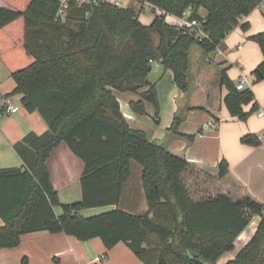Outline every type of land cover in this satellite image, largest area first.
<instances>
[{
	"label": "trees",
	"instance_id": "obj_1",
	"mask_svg": "<svg viewBox=\"0 0 264 264\" xmlns=\"http://www.w3.org/2000/svg\"><path fill=\"white\" fill-rule=\"evenodd\" d=\"M2 1L0 59L16 83L6 97L20 94V103L37 111L47 129L30 131L13 144L21 167L0 168V248L16 247L24 234L45 230L81 241L98 237L106 248L125 243L145 264H217L251 218L259 215L251 239L224 264H264L263 204L249 196L237 202L225 195L193 201L182 179L190 162L131 127L113 92L137 93L131 109L145 114L148 102L158 118L157 89L147 79L151 63L171 69L177 88L187 92L191 46L205 54L215 51L240 19L264 0H145L161 11L148 25L138 18L141 7L107 0L84 5L70 0L64 19L56 16L57 0ZM187 9L207 37L166 22V14L181 17ZM240 27L246 30L248 23ZM249 39L262 54L250 73L257 82L264 79V31ZM217 75L227 89L223 103L229 114L246 120L257 109L251 87L237 89L226 68ZM250 102V111H244L243 105ZM181 119L175 114L166 131L191 142L194 135L179 132ZM240 140L260 143L252 133ZM61 143L83 163L81 197L70 203L60 202L47 165ZM132 160L141 168L147 203L142 213L119 208ZM217 170L218 177L225 176L228 162L220 160ZM106 206L113 208L81 214L83 209ZM21 264H27L26 258Z\"/></svg>",
	"mask_w": 264,
	"mask_h": 264
},
{
	"label": "crops",
	"instance_id": "obj_2",
	"mask_svg": "<svg viewBox=\"0 0 264 264\" xmlns=\"http://www.w3.org/2000/svg\"><path fill=\"white\" fill-rule=\"evenodd\" d=\"M107 1H119L123 6L139 7V3L133 0ZM0 4L4 2L0 0ZM141 5L139 20L146 9H153L155 15L161 12L152 5ZM198 11L201 14L205 12L202 7ZM165 20L177 26L181 22L180 17L171 14H166ZM150 21L144 23L140 20L145 25L150 24ZM245 22L248 23L247 30L240 27ZM261 31H264V4L242 17L239 25L225 36L217 50L205 54L200 47L192 45L189 51V90L185 93L173 82L171 69L153 61L147 79L157 89L160 116L167 117L166 124L162 125L160 131L144 125L146 115L152 116L154 113L150 103L145 102L146 114L140 115L130 107V101L139 98L137 93L114 92L120 111L131 127L143 130L150 140L160 142L169 151L190 162L182 172V179L195 202L218 195H225L237 202L249 196L264 206V79L253 82L250 75L261 61L262 54L258 44L249 39L250 35ZM153 64L157 65L155 72ZM220 68H226L234 83L243 76L249 80L248 86L254 93L257 109L244 121L231 116L223 103L227 89L220 84L217 75ZM15 86L14 79L0 59V168L21 167L23 162L13 149V144L30 131L39 134L47 129L46 122L37 111H29L20 103V94L6 97ZM7 99L12 102L16 100L17 103L14 104L19 105V110L7 113L3 107ZM252 104L250 102L243 105L244 111H250ZM259 112L262 114L259 115ZM175 114L182 115L179 132L195 136L191 142L166 131ZM157 120L160 122V118ZM210 121L216 122L215 128L208 126ZM247 133L255 134L260 143L250 145L241 142L240 138ZM222 159L228 162L229 171L225 176L218 177L217 164ZM47 165L52 186L57 191L60 202L79 200L82 161L61 143L50 153ZM136 169L140 173V166H136ZM112 208H88L81 210V214L89 216ZM119 208L130 213H142L147 209L140 179L134 182L130 177L124 184ZM55 210L59 211V208L56 207ZM259 220V215L251 218L235 238L233 249L225 251L218 258L217 264H224L236 256L253 236ZM2 224L3 220L0 218V225ZM23 257L27 264H145L125 243L119 242L106 248L98 237L81 241L62 232L50 233L45 230L24 234L16 247L0 248V264H21Z\"/></svg>",
	"mask_w": 264,
	"mask_h": 264
},
{
	"label": "built area",
	"instance_id": "obj_3",
	"mask_svg": "<svg viewBox=\"0 0 264 264\" xmlns=\"http://www.w3.org/2000/svg\"><path fill=\"white\" fill-rule=\"evenodd\" d=\"M76 3L78 5H84V4H93V3H97L100 0H75ZM136 3H139V7L142 8L141 4H149V6L151 5L150 3L146 2L145 0H133ZM58 2V9L56 12V16L64 19L67 13V9H68V4L70 2V0H57ZM115 3L118 6H123L120 4L119 1L116 2H112ZM141 3V4H140ZM125 7V6H124ZM190 9H187L183 12L182 16L180 17V24L179 26L186 28L189 31L194 32L195 34L201 36V37H207L206 33L203 32V30L200 28V23L197 19L195 18H190ZM218 48H216L215 50H217ZM248 83L249 80L246 76H243L242 78H240L236 83L235 86L237 89L242 90L246 87H248ZM4 109L7 113H12V112H16L19 110V105L18 104H14L11 99H7L5 100L4 103ZM262 112H259V115H261ZM208 126L211 128H215L216 127V122L215 121H210L208 123ZM98 259V258H97Z\"/></svg>",
	"mask_w": 264,
	"mask_h": 264
},
{
	"label": "rangeland",
	"instance_id": "obj_4",
	"mask_svg": "<svg viewBox=\"0 0 264 264\" xmlns=\"http://www.w3.org/2000/svg\"><path fill=\"white\" fill-rule=\"evenodd\" d=\"M155 16V12L152 10H148L146 9V11L144 12V14H141L140 15V20L144 23H147L149 22L150 20L152 21L153 18ZM150 21V22H151ZM249 28V27H248ZM247 28V29H248ZM246 29V30H247ZM158 35L156 33H153V40H154V43H158ZM232 39H230L231 41ZM229 44V43H228ZM231 45V44H229ZM165 67V66H164ZM157 68V65L156 64H153V72H155V69ZM166 68V67H165ZM116 90H113V92H115ZM115 94V93H114ZM116 96V95H115ZM13 103H17L16 100L13 101ZM149 104V103H148ZM151 106V105H150ZM153 108V107H152ZM160 111V110H159ZM160 113V112H159ZM146 114V113H145ZM146 120H144V125L148 128L153 127V129L155 128H158L159 131L162 130V125L164 126L166 124V119L167 117H165L164 115H161L160 114L158 115V119L160 118V122L157 120V117H155L154 113H152V116L151 114L150 115H146ZM156 119V120H155ZM160 123V124H159ZM148 137V136H147ZM136 166H139V164L135 161H131V181H138L140 179V173L137 172V169H136Z\"/></svg>",
	"mask_w": 264,
	"mask_h": 264
}]
</instances>
